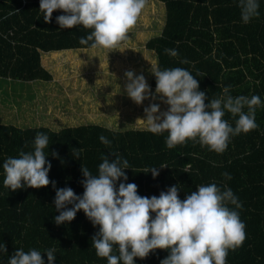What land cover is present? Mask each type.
<instances>
[{
  "label": "trees",
  "instance_id": "1",
  "mask_svg": "<svg viewBox=\"0 0 264 264\" xmlns=\"http://www.w3.org/2000/svg\"><path fill=\"white\" fill-rule=\"evenodd\" d=\"M153 3L166 8L162 34L146 44L157 56L156 69H187L198 79L208 100L223 95V89L230 86L233 96L258 95L264 102V0H260V16L247 24L242 22L235 0H147L148 6ZM63 14L56 10L45 23L40 0H0V78L51 83L73 67L67 52L92 49L79 43L91 30L79 25L61 29L56 18ZM165 49H175L178 55L173 57ZM65 50L59 67L54 61L50 64L48 54ZM185 59L189 63L181 62ZM150 85L155 93L154 74ZM224 118L235 126L230 113ZM256 123V129L232 137L222 154L194 141L169 149L166 132L156 135L147 128L114 130L89 124L56 131L46 126L0 124V244L6 246V253H0V264H8L18 248L41 251L45 264L43 253L49 248L56 249L55 264H107L92 246L99 226H93L82 210L71 222L57 225L54 217L59 212L54 200L56 190L66 187L82 196V167L97 174L102 157L114 160L113 152L129 161L125 183H135L140 196L158 197L178 186V196L184 200L201 184L214 182L222 188L226 184L242 202L238 211L246 226V239L235 251H229L227 264H264V107L256 109ZM37 133L49 136L45 152L51 163L50 183L39 189L10 190L3 183V162L18 157L21 151H32ZM100 135L111 143L103 144ZM77 150L80 158L74 155ZM162 164L168 167L158 168L155 178L151 172H142L145 167ZM223 173H229L231 179ZM168 255L167 250L156 249L146 258L134 259L135 264H160Z\"/></svg>",
  "mask_w": 264,
  "mask_h": 264
},
{
  "label": "clouds",
  "instance_id": "2",
  "mask_svg": "<svg viewBox=\"0 0 264 264\" xmlns=\"http://www.w3.org/2000/svg\"><path fill=\"white\" fill-rule=\"evenodd\" d=\"M235 3L243 23L260 16V0H235ZM146 5L147 0H40L45 23L51 21L54 11L62 10L64 14L56 18L61 29L78 25L90 29L79 43L109 50L130 39V31ZM164 51L173 57L178 55L175 49ZM181 62L189 63L187 59ZM152 72L156 79L155 93L169 107L161 113L159 104H151L144 109L143 121L151 133H167V148L194 141L222 154L232 137L258 127L256 109L264 107L260 96H233L229 86L223 89V95L208 100L199 88L198 79L187 69L175 67ZM125 77L126 94L137 105L149 98L156 99L143 74L137 76L127 71ZM226 113L235 118V126L224 118ZM99 140L105 145L111 143L104 135ZM48 148L49 136L37 133L32 151L8 157L2 165L4 185L13 191L48 186L51 169L45 152ZM74 155L80 158L79 150ZM112 155L115 159L111 161L105 155L102 157L97 174L82 167V196L70 187L56 190L57 225L71 222L82 210L93 226H99L92 246L98 257L106 258L107 264H135L134 258H146L156 249L169 252L160 264H227L229 251H235L246 239V226L238 211L243 205L230 187L225 184L222 188L214 182L201 184L184 200L178 196V186H171L158 197L140 196L135 183H125L129 161L118 153ZM165 167L168 166L145 167L142 172H151L155 178L159 175L158 168ZM222 175L231 179L229 173ZM118 181L122 182L117 187ZM55 251L49 248L43 253L47 264H55ZM0 253H6L4 243L0 244ZM8 264H45V260L35 248L27 252L18 248L8 258Z\"/></svg>",
  "mask_w": 264,
  "mask_h": 264
},
{
  "label": "crops",
  "instance_id": "3",
  "mask_svg": "<svg viewBox=\"0 0 264 264\" xmlns=\"http://www.w3.org/2000/svg\"><path fill=\"white\" fill-rule=\"evenodd\" d=\"M143 11H146L147 14L145 15V18L142 20H138L137 24L135 26H143L146 29L139 30L136 35L129 34V38L124 44L118 46L114 49H103V48H92V49H78L75 51H61V52H52L51 54H48L47 56L51 55L50 64L54 61L56 66H60V64L64 61V55L67 52V56L72 60L71 62H80L83 64L84 67L87 69H82L83 67L79 68H66V71L61 74V78L56 79L53 81V83H50L49 87L53 88L55 87V91H60L59 93L52 94V96L55 97L56 100H58L60 103L58 105L57 113L59 111L66 112L69 109L74 110L76 106L82 107V110L80 111H74V112H67V119L64 120L63 117L57 116L51 122L44 123L41 119L38 121L39 123H36L35 120V128L41 127V123L43 122L44 126L49 127L53 130L59 131L67 126L75 127L81 126V125H89V124H95V125H101L105 126L114 130H130V129H137V128H147L145 122L143 119H145V112L144 109L149 107L151 104L156 103L160 105V112H165L168 110V105L166 103L162 102V98L157 95L156 93H152L153 95H156V99L153 100L151 98L146 99L143 101L142 104L137 105L132 99H130L125 91V85L127 84V78L125 77V73L127 71L134 72L135 75H145L147 72L148 76L146 75L145 79L149 87L151 86V79L153 72L157 68V56L155 52L150 51L146 48V44L149 39L159 36L163 32V28L166 21V8L165 5L162 3H153V5L148 6L146 5V9ZM151 11V13H150ZM134 28L130 31V33L133 32ZM111 51V52H110ZM94 62L95 64H91L90 66L87 65V62ZM132 61V64H131ZM79 63H75L77 65ZM132 65H136L137 68L140 65V70L138 71L137 68H135ZM80 66V65H79ZM72 69V70H71ZM98 69V70H96ZM146 69V70H145ZM82 70L83 76H90L92 77L93 81L96 83L90 82L89 78H86L87 84L85 83H79L80 77L78 76V73ZM72 71V72H71ZM97 76V78H95ZM74 81V82H73ZM66 83L68 85L72 86H82L83 87H89L91 84L93 86H98L100 89V93L102 92L104 94V101L96 98H91L90 94L88 97H85L81 101H83L84 106H80L77 104L76 99L74 98V101L72 103V100L68 99L66 103V97L62 96V91L66 90L62 86L63 83ZM82 84V85H81ZM70 86V87H72ZM63 87V89H61ZM41 92V91H40ZM40 94L37 95V98L40 99ZM101 96V95H100ZM35 98V100H37ZM94 102V104L90 105L89 102ZM97 101V102H96ZM103 105V112H107L108 109L109 112H111L110 117L118 118L119 122L113 123L108 120H102V121H95L94 119H88L89 123H80L82 122L81 117L79 116L80 112H83L84 110L90 113L92 111V107L95 108L99 106V104ZM106 107V108H105ZM36 109V108H35ZM9 112V110H8ZM3 113V112H2ZM30 114H33L31 112ZM29 114V115H30ZM34 115H38L37 111L34 113ZM31 117V115H30ZM99 118V117H98ZM18 119V121H16ZM96 119V118H95ZM30 119L20 120L18 117L12 121V120H5L0 122V124H12L20 128H29L30 126H27L31 121ZM123 121V122H122ZM69 122L70 124H67ZM74 122V124H72ZM40 124V125H39ZM141 126V127H138ZM34 128V127H31Z\"/></svg>",
  "mask_w": 264,
  "mask_h": 264
},
{
  "label": "rangeland",
  "instance_id": "4",
  "mask_svg": "<svg viewBox=\"0 0 264 264\" xmlns=\"http://www.w3.org/2000/svg\"><path fill=\"white\" fill-rule=\"evenodd\" d=\"M146 14H147L146 11H142L140 15V19L143 20ZM142 29H146L144 25L135 26V29L133 30L132 33H130V36L136 35L137 32ZM75 63H79V64L75 65ZM91 64L94 65L95 63L91 61L87 62L88 66H90ZM131 64H132V61H131ZM132 66L137 68L136 65H132ZM73 67L74 68L83 67L82 69H85V70L87 69L86 67L83 66L82 63L77 62V61L73 63ZM52 69L54 70V68ZM140 69L141 68L139 65L137 70L139 71ZM147 73H151V72L149 71ZM147 73H145L144 75L145 77L146 75L148 76ZM83 74L85 73H83L82 70L80 71V73H78V76H82L80 77L79 83L87 84L86 78H89L90 82L96 83L93 81L92 77L83 76ZM95 78H97V76H95ZM72 85H68L65 82L62 85L64 89H66L62 91V96L67 98L66 103L68 99L72 100V103H73L74 98L77 97L76 99L77 104H79L80 106L82 105L84 106V103L81 100L84 99L85 97H88L89 94H90V97L93 99L98 97V99H100L98 101L100 102L101 100L104 101L103 99L104 94L102 92L101 93L99 92L100 89L98 86H93L91 84V86L89 87L82 88V86H72ZM49 86H50V83L44 82V81L22 82V81H14V80L0 78V122L5 121V120L14 121L18 117L20 120H25V119L34 120L35 119L36 123H39L38 121L41 119L44 123H48V122H51V120H53L57 116H61L63 117L64 120H66L67 114H68L67 112H74V111L82 110V107L76 106L74 110L69 109L67 112L66 110H64V111H59V113H57L58 105L60 102L56 100L55 97L52 96V94H55V92L59 93L60 91H57V90L55 91V87L51 88ZM63 87H61V89H63ZM150 90H152V88ZM38 94H40L39 95L41 99L40 101H39V98H37ZM35 98H37V100H35ZM89 104L92 105L94 104V102L90 101ZM101 106L103 107L101 103L96 108L93 106L92 111H90L89 114L85 110L83 112H80L79 116L81 117V120H82V122L80 123H87L89 121L88 119H94L95 121H102L105 119L113 123L119 122L118 118H116L115 115H113L114 117H110L111 112H109L108 109L106 110L107 112H103L102 110L103 108ZM36 111L38 115L35 116L34 113ZM31 112H33V114H30ZM29 114L31 115V117ZM35 120L29 122L26 125L30 127H35L36 125ZM16 121H18V119ZM43 122L41 123V126L46 125ZM67 124H70V123L67 122ZM72 124H74V122H72ZM70 125L67 127H70ZM72 126H76V125H72ZM138 127H141V126H138Z\"/></svg>",
  "mask_w": 264,
  "mask_h": 264
}]
</instances>
